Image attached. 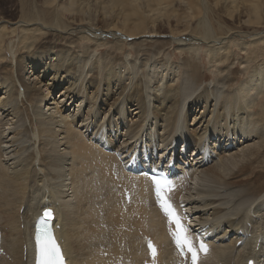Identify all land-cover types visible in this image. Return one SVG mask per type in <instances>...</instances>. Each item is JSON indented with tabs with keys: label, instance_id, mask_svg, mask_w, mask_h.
Here are the masks:
<instances>
[{
	"label": "bare ground",
	"instance_id": "1",
	"mask_svg": "<svg viewBox=\"0 0 264 264\" xmlns=\"http://www.w3.org/2000/svg\"><path fill=\"white\" fill-rule=\"evenodd\" d=\"M83 3L86 11L81 10ZM182 4L184 6H181ZM6 6H11L15 12L18 8L16 18H19L17 22L23 24L22 26L10 22L13 20L10 17L13 16L4 15L3 8ZM0 10L2 13L0 19L4 20L0 22V91H5L0 100V116L17 117L16 122L19 125L15 126L13 131L14 136L21 141L20 144H16V147H19L18 169L10 170L4 167L0 160V247L4 252V257H0V264H33L34 248L31 243H33L34 224L37 218L42 216L44 209L50 210L53 215L54 229L51 231L54 238L59 241L68 264H80L73 256L74 253L80 254L83 258L86 256V259H83L84 264H142L147 259L145 237H150L157 247L158 264H181L171 250L167 221L160 215L150 196L149 181L141 176L130 175L131 171L124 175L126 167L117 162L115 154H108L102 149L104 147L118 149L117 140L111 138L113 132L110 134L106 128L107 126L110 128L114 121L108 119L105 127L96 130L100 136L96 143L99 144L97 147L73 131V120L70 121L66 116L62 118L60 111L54 119L45 111V106L49 104V98L56 89L54 84L58 83V79H52L53 83H49L48 78L52 72L56 71L55 74H63L66 78L71 77L67 81L70 83L68 89L77 83L81 86L80 83L84 80V71L90 62L87 58L79 60L76 75L73 60H68L66 64L61 63L58 67L50 64V60L48 64L46 63L48 57L64 60L72 56L69 48L66 49V53L62 50L56 52L53 50L60 46L57 43L58 39L59 42H68L73 46L70 40L72 31L68 32L74 24L79 25L78 34L83 33L79 40L93 44L92 51L105 48L110 38L116 42L110 46L114 53L109 57L112 62L106 65L102 63L104 70L93 73L96 75V86L92 89L95 91L92 96H96L97 99L100 86L102 97L105 96V99L114 94L115 101L110 104V108L113 107L112 112L118 117L124 109L122 103L115 106L118 100L124 97L127 107L131 106L133 100L137 103L133 104L136 108L132 112L135 113L130 118L132 122L135 117L134 122H137V127L131 130L130 126L125 132L129 135L132 145L134 144L132 154L136 150L135 158H138L137 160L131 158V163L127 167L133 174L140 166L152 170L158 169L166 175L171 174L175 187L171 194L175 197L184 192L181 199L187 201V207H191L196 203L193 201L195 199L192 200L190 197L194 184L203 183L202 186L206 185L205 188L210 183V177L215 176L220 179L221 174L230 172L226 179H222V185H225L224 192H231V196L235 197L234 210L225 213L222 208H215L212 210L214 221L198 225L200 229L202 226L219 228L222 234L217 239L222 238L225 243H229L226 245L230 246L227 252L220 250L219 247H212L211 243H215L214 238L217 234L215 236L210 234L209 238L214 239L209 242L210 252L202 256L199 264L217 262L233 264L234 261L235 264H245L250 257L255 260L256 256L252 255L253 253L243 256L241 249L255 245L258 247L257 254L260 253L258 251L260 248L264 251V218L261 215L264 203L259 201L264 194V164L262 166V162L258 164L250 162L245 166L240 165V158L234 155L244 150H238V154H225L214 159L222 152L230 154L227 150L236 138H243V142L250 139L259 140L256 153L249 155V158L255 157L254 161L257 159V154L260 155L261 160V152H264V128L261 129L259 126V122L264 123V36H259L260 30L264 31V0H0ZM16 26L19 27L20 34L17 36L14 54L18 57L17 67L20 70L15 76L14 68L10 67L11 61L9 64L2 61L5 60L3 51L5 53L10 51L6 41H10V36L17 33ZM62 32L65 36H61ZM152 36L168 37L146 41ZM247 36L253 37L249 41H244ZM50 37H57L50 42L53 50L48 46ZM120 39H126L127 42L134 41L130 45L134 53L142 48L143 55L149 56L144 62V69L140 71L141 75L149 76L150 72H154L152 65L154 63L149 60L154 58L153 55L164 53L167 46H174L176 43L175 50L183 55L182 65L174 69L165 67L164 72L159 73V77H154V73L151 74L150 79L154 77L150 84L152 94L161 92L160 97L156 95L153 97L158 106L152 102L150 96H143V91L138 88L139 85H136L137 80L134 86L132 85L134 89L126 94L128 89L126 86H131L135 80L138 74L137 66L141 61L137 62L138 57L129 60H121L118 57V52L128 46L126 40ZM139 39H145L144 46L137 41ZM209 44L212 46H207ZM199 50L201 53L205 51L208 53L209 64L217 66L218 69L220 64L224 66V71H221L224 72V76L211 88H202L204 75L193 59ZM84 53L90 56V53ZM28 55L34 67L44 62L41 76L36 78L35 75L40 72L34 68L28 71L29 77L21 75L24 72V59L26 60ZM242 56L245 57L244 61L241 60ZM74 57L72 56V59ZM234 62H237L247 74L245 81L236 89L233 88V84L238 82L239 72L233 66ZM116 68L119 70L118 73ZM121 69L126 71L123 74V81L118 79ZM177 76L181 77L177 79ZM65 77L63 76L62 80ZM117 83H122L125 87L120 90V86H115ZM31 84L34 86L31 87ZM161 85L164 87L162 88ZM90 87H92L91 82L88 84V89L91 90ZM196 88L202 89L197 91ZM63 89L59 94L65 96L68 89ZM21 91L24 100L32 108V117L29 115V119L33 122L31 128L25 127L23 118L26 112L29 114V110L24 107L22 100L18 102ZM78 95H75L77 99ZM42 96L46 98V100L43 98L44 103L39 101ZM49 106L50 104L47 107ZM215 106L218 107L214 111L211 108ZM92 108L90 106L91 110L86 118L92 115ZM4 110L5 113H2ZM201 110H203L202 116L199 115ZM190 112L191 117L192 113L196 114L195 123L192 124L187 123ZM97 113L96 109L93 115ZM127 113L130 115V109H127ZM201 121L204 127L191 129ZM57 123L63 125L62 130H59V127L55 131ZM118 125L115 123L110 130ZM159 129H162V133ZM144 133L147 134V142L139 137ZM250 133L255 136H251ZM3 136V132L0 131V144L5 143L2 142ZM27 138L29 141L34 140L33 145L37 143L38 151L36 146L33 150L25 149L23 144L26 143ZM59 140H63L62 145L69 151L70 157L60 159L55 157L52 160L53 153L57 152L55 148ZM214 142V149L209 150ZM192 143L195 149L191 155L192 162L180 163L179 161L183 159L178 160L173 157L178 150L181 151L182 157L187 156L188 152L190 155ZM206 149L210 156H206L205 164L200 166L203 162L200 156L206 154ZM1 151L0 148V158ZM147 153L149 158L146 156ZM152 153L161 156L159 165L158 162L155 163V159L154 162L150 159ZM24 154L26 156L20 159L19 157ZM167 154L171 158H167L164 163L163 159ZM33 163L39 166L36 171L30 170ZM172 163H177V167H173ZM210 164L212 165L207 167ZM260 166L262 168L258 169ZM168 168H171L169 172L166 171ZM175 171L181 172L178 179L175 175L180 173ZM248 171L246 179L240 182L239 174L245 175ZM196 172L201 173L199 179L193 177ZM193 178L196 183L192 182ZM36 181H41L42 185L37 187ZM112 184L118 186L117 192L120 193L116 199L114 198L116 192L109 189ZM234 189L237 190L230 191ZM126 191L129 201L125 198ZM213 193L218 194L209 191V194ZM70 194L73 196L72 202L66 200ZM99 199L104 201V208L94 210L95 202ZM216 203H219V200L211 198L204 207L193 208V212L198 211L197 214H201L199 213L201 209H208ZM22 207L25 212L19 214ZM192 215L194 217L196 213ZM254 215L256 217L260 215L263 220H259L263 222L253 232L252 226L257 222L255 220L253 223ZM56 221L59 227L55 224ZM21 224H24L23 228H20ZM222 225H227V228L224 229ZM115 232L118 233L117 236H114ZM240 232L253 236L259 234L260 238L252 239L253 243L248 239L242 241ZM237 241H241V246L238 248L235 246ZM102 252L107 253L106 258L103 257ZM230 254L234 261L227 260ZM6 256L12 258V263L5 261Z\"/></svg>",
	"mask_w": 264,
	"mask_h": 264
},
{
	"label": "rangeland",
	"instance_id": "2",
	"mask_svg": "<svg viewBox=\"0 0 264 264\" xmlns=\"http://www.w3.org/2000/svg\"><path fill=\"white\" fill-rule=\"evenodd\" d=\"M84 3L81 6V10L82 11H86ZM181 6H184V4H182ZM3 9H4L3 13H4L5 16H13V17H10V18H13V20L10 21V22L16 23L17 26H22L23 25V24H20V23L18 24V22H17V20L19 19V18H16L18 16V8H17L16 12H15L14 8H12L11 6H6ZM0 12H1V10H0ZM84 13H86V12H84ZM0 14H2V13H0ZM84 16H86V15H84ZM2 21H4V20L0 19V22H2ZM192 26L194 27V25H192ZM77 27H79V25L78 24H74L73 28H71V30H69V32H68V33H70L72 31L71 32V34H72L71 37L72 38L70 40L72 41L73 46L69 45L68 42H64V41L59 42L60 39H58L57 43L60 46H57L58 48L56 50H53V45L50 44V42L56 40L57 37H54V38L50 37L49 41H48V46L52 47V50L55 51V52L57 50L58 51L62 50L63 52L66 53V49L69 48L70 52H71V55L75 56L74 59H72V56L69 57L68 59H64V60H60V59L54 60L53 57H48V61H46V63L48 64L49 60H50V64L56 65V67H58L61 63H65L66 64L68 60H70V61L73 60L74 72H75V75H76L77 71H78L77 67H78L79 60L80 59L84 60V59L87 58V59H89L90 62H89V65L85 68L84 80L81 81V83H80L81 86L77 85L78 84L77 83L74 86H72L70 89H68V87L70 86V83H68L67 81L70 80L71 77L70 78H66L65 75H63V74L57 75V74H55L56 71L52 72L51 76L48 78L49 79V83L50 84L53 83V80H55V79H58L57 80L58 83L54 84L56 86V87L54 86V88H56V89L53 91V94L49 98L50 106L47 107L49 105V104H47L45 106V108H46L45 111L48 112L49 117H52L54 119H55V116H57L58 112L60 111V113L62 114V115L60 114V116L62 118L63 117L65 118V116H66V118L69 119L70 121L73 120L72 129H73L74 132L79 134L87 142L90 141L91 143H93V145L95 144L97 147H98L99 144H96V143L99 141V138H100V136H98L99 132L96 133L98 131V129H101V128L105 127V123L108 121V119H110V120L112 119V121H114V122L111 123L110 128L111 127L113 128V125L115 123H118L119 124L118 127H114V129L112 131L110 130L109 126L106 127L110 134L113 132L111 134V138L117 140L118 144H116V146L118 147V149H116V150L117 151L120 150V151H118V154L122 153V156H119L117 153H115V159H117V162L120 165H122L123 167H126V169L124 170V175L127 172L131 171L130 175L138 176V175L133 174L132 170L127 168L129 166V164L131 163V158L132 159L135 158L136 150H135L134 154H132V150H133V145L134 144L132 145V142L129 140V135L127 133H125V132L128 131V127L131 126V128H130L131 130L137 127V122H134L135 121V117L133 118V121L130 122L131 116H133L134 115L133 113H135V112H132V111L135 110V108H136V107H133L134 106L133 104L136 105L137 103L133 100V101H131V106L128 105V107H127V105L124 102L125 100H123L124 97L121 98L120 100H118V102H117V104L115 106H119L121 103L124 105L123 112H122L121 116L118 117V116H115L114 112H112L113 107L111 106L112 108H110V104L115 101L114 94H112L110 97L105 99V96L102 97V89H101L102 87L100 86L99 90L97 91V99H96V96H92L93 93H95V91H93L92 89L96 86V81H95L96 75H93V73H96L97 70H100V71L104 70L105 67L103 65H101L102 63H105V65H106V64H110L112 62L109 57H112L114 53L111 51L110 46H113L115 41L110 38L107 41V46L105 48H102L101 50H98V51L97 50L96 51H92L93 44H91L90 42H87L86 40H81V41L79 40V38L83 36L82 35L83 33L80 32V34H78L80 30H78ZM17 29H18L17 33L16 34H12L10 36L11 37L10 41L9 40L6 41V46H8L7 48L10 51L8 53H5V51H3L5 60L2 61L3 63H6V64H9V62L11 61L10 67L14 68V75L15 76L18 73V71L20 70V69L18 70V67H17L18 64H19L18 57L15 56V54H14L15 47H16L15 46L16 45V41L18 39L17 36H19L18 34H20L19 27H17ZM85 33H86V31H85ZM64 34L65 33L62 32L61 36H65ZM259 36H264V31L263 30H260ZM106 37L109 38L108 36H106ZM163 37L167 38L168 36H161L159 38H158V36H152V37H149V39L146 40V41H154V40L161 39ZM252 37L253 36H251V37L247 36L244 39V41H249V40L252 39ZM120 40L121 41H123V40L125 41L126 39H120ZM137 41L143 43V41H145V39H139ZM240 41H243V40H240ZM125 42H126V44L128 46H126L125 48L120 50L121 52H118L119 53L118 57L121 58V60H124V59H128V60L129 59H135V58L138 57L137 58V62L139 63L141 61V64H139L137 66L138 67V71H137L138 74L136 75L135 80L133 81V83H131V86H126V88H128L126 94L129 91H132L134 89V87H132V85L134 86V82L137 80L138 83L136 85H139L138 88H141V90L143 91V96L144 97L145 96H150V98L152 100H153V97L155 95L160 97V93L161 92H159L157 94L156 93L152 94L153 91L151 89V85L150 84L153 81V78L155 76L159 77V73L160 72H164L163 69H165V67H167L166 69H174L175 67H178V66L182 65L184 57H183L182 54L179 53V51L175 50L176 43H175L174 46L173 45H171L169 47L167 46L166 49L164 50V53H161L158 56H155V55L152 54L154 56V58L152 60H149V61H152L154 63V64H152L154 66V72H153L154 73V77L152 79H150L151 74H153L152 72L149 73V76L147 74H144V75L140 74V71L144 69V66H145L144 62H146L148 60L149 56L148 55H143V53L141 52L142 48L137 49L136 52L134 53L132 47L130 46L134 41L127 42V40H126ZM144 44H145V42L143 43V46H144ZM196 44H197V42H196ZM13 46H14V48H13ZM86 46H88V47H86ZM207 46H212V44H209ZM90 51H92V52L90 53ZM84 52L90 53V56H88ZM198 52L199 53H196V56L193 59H194V62L196 63V65L198 67H200V69L202 71V74L204 75L202 88H204V87H210L211 88L213 84H215L218 80H221V78L224 76V72H221V71H224V66L220 64L219 65V69H218L217 66H214V65H211V64L208 63L207 59H209L210 57L207 58L208 53L206 51L204 52L205 54L203 52L201 53V50H199ZM160 57H162V58H160ZM241 60L244 61L245 57L242 56ZM31 61H32V59L29 58V55L26 58V60L24 59V72L21 75L22 76L27 75L28 71H31L32 68H34L36 71L38 70L40 72L37 75H35L36 78H37V77L41 76L42 75L41 72L44 71V62H41L40 64H38L37 66L34 67L30 63ZM6 64H4V65H6ZM233 66L239 72L238 73V77H239L238 82L233 84V88L236 89L240 85V83L245 81V78L247 77V74H246L245 70L242 67H240L239 64H237V62H234ZM146 67L148 68V65ZM217 69H218V71H217ZM115 70L117 71V73L119 72V70L117 68ZM147 71H148V69H147ZM125 73H126V71L124 72V70L121 69L120 73H119L120 78H118V79H121L123 81L124 80L123 74H125ZM63 76L65 77L64 78L65 80L64 79L62 80ZM26 77H29V76L27 75ZM179 77H181V76H179ZM179 77L177 76V79ZM37 80L38 79H36V81ZM50 80H52V81H50ZM71 82L73 83V81H71ZM89 82H91V86H92V87H90L91 90L88 89ZM154 82H155V80H154ZM65 84H68V85L64 86ZM124 84H125V81H124ZM175 84L177 85V83H175ZM148 85H150L149 88H148ZM33 86H34V84H31V87H33ZM115 86H120L121 87L120 90H122L125 87V85L123 86L122 83H117V84H115ZM161 87L163 88L164 85H161ZM63 88L68 89V93L65 96L62 95V94H59V93H61L64 90ZM52 89H53V87H52ZM85 89H86V91H85ZM145 89H146V91L144 92ZM196 89H197V91L201 90L200 88H196ZM4 92H5L4 90L0 91V100L2 98L1 96L4 95L3 94ZM114 92H115V90L113 91V93ZM69 94H71V95H69ZM76 94H79L77 96L78 99L75 96ZM91 97L94 98V99L92 100ZM120 97H122V96H120ZM43 98H44V96H42L39 99V101L42 102V103H44V99L46 100V98H44V99ZM21 100L24 103V107H26L29 110V114H28V112L25 111L26 114H24V116H23L24 121H25V125H26V126L25 125L24 126L27 127V128H31L33 122L29 119V115L30 116L32 115V108H31V105L27 101L24 100L23 91L20 92V95H19V98H18V102H20ZM94 100H95V103H94ZM99 102H100V104H99ZM152 102H154V104L157 105V102H155L154 100ZM89 105L93 107L92 108V112H91L92 115L90 117L86 118V115L91 110ZM212 105H214V102H212ZM259 105H260V102L258 103V106ZM217 107L218 106H215L214 108H211V109L215 111L217 109ZM40 108H41V106H40ZM160 108H158V109H160ZM96 109L98 110V113L94 116L93 113H94V111L96 112ZM127 109L128 110L130 109V115L127 113ZM5 111L6 110H4L2 113H5ZM105 111H107V114H105ZM150 111H151V108H150ZM202 111L203 110L199 111V115L200 116H202ZM197 112L198 111H196V113ZM49 113H51V114H49ZM101 113H103V114L101 115ZM161 113H163V112H161ZM192 115L193 116L191 117V112H190V115L187 118V123L188 124H192L194 122V117H195L196 114L192 113ZM251 116L254 117L252 114H251ZM203 118H205V117H203ZM0 119H2L0 121V131H2L3 135H4L3 136L4 139H2V142H5V143L0 144V148L2 150L1 151L2 155H1L0 160L4 164V167L9 168L10 170H15V169L19 168V166H18L19 160H18V155H17V150H18L19 147L17 148L16 144L17 145L20 144L21 141L19 140L18 137L16 138L14 136L13 128H15V126L19 125V123L16 122L17 117H15V116H3V117L0 116ZM201 124H202V126H201ZM56 126L57 127L55 128V131L58 130L59 127H60L59 130L63 129V127H62L63 125L60 124V123L59 124L57 123ZM204 126H205L204 123H202V121H201V123L195 124L194 127L192 126L193 128L191 127V129H196V128H200L201 129V127H204ZM259 126H261V129H263L264 128V123L263 122H259ZM159 132L162 133V129H159ZM141 135H143V136H141ZM250 135L251 136H255V134H253V133H250ZM146 136H147L146 133L139 135V137H141L143 141L147 142ZM26 137H28V135H26ZM156 140H157V138H156ZM139 141H141V140H139ZM157 142H158V140H157ZM258 142H259L258 139H255V140H251L250 139V140H248L246 142H243V138H236V139H234L231 142L232 145L227 150V152H229L230 154L222 152L219 155L215 156L214 159L219 158V157H221L222 155H225V154H227V155L238 154L239 153L238 150H244V152H241L238 155H234L235 157H239L240 158V165L245 166V165H248L250 162H253L255 164H258L259 162H262V166H263V164H264L263 163L264 162V152L263 153L261 152V154H262L261 160H260V155L259 154H257V156H256L257 157L256 161H254L255 157L249 158V155H251L253 153H256L257 143ZM33 143H34V140H30L29 141V139L27 138L26 139V143H24L23 146L25 147V149H30V150H33V148L36 146V151H38L37 143H35L36 145H33ZM62 143H63V140H59V142L57 141L56 148H55V150L57 152L53 153L52 160H54L55 157H57L59 159L63 158V157H65V158L70 157L69 151L62 145ZM135 143L137 144L138 140ZM228 143L230 144V142H228ZM158 145H160V144L158 143ZM191 145L192 146L190 147V150H189L190 151V155H189V152H188L187 156L184 155V157H182L181 156V154H182L181 151L178 150V151H176L175 155H173V157L174 158H178V160L179 159H183V160L179 161L180 163H182V161L192 162V156L191 155L193 154L195 149L193 147L194 143H192ZM214 145H215V142L213 143V146L210 147L209 150H213L214 149ZM233 145H235V146H233ZM102 149H104L109 154H111L110 152H113L111 149H107L106 147H104ZM122 149H123V151L121 152ZM246 152H250V153L247 154ZM211 154L214 155L213 153H211ZM58 155H61V156H58ZM147 155H149V153H147L146 156ZM167 155H166V158L164 157V159H163L164 163H165V161H167V158L168 159L171 158L169 154H167ZM25 156L26 155L24 154V155L20 156L19 158L23 159ZM151 156H153V157L156 156V158L155 157L153 158V162H154V159H155V163L157 164V162H158L157 165H159V159L161 158V156L160 155H156L154 153H152ZM151 156H150V159H151ZM206 156H210V153H209V151L207 149H206V154H203V155L200 156L203 159V162L200 164V166L205 164ZM194 157H196L195 153H194ZM187 158H188V160H187ZM135 159L137 160L138 158L136 157ZM198 162H200V161H198ZM176 164L177 163H172V166L173 167H177ZM206 164H207V162H206ZM212 164L207 165V167H210ZM142 165H143V163H142ZM197 166H199V165H197ZM38 167L39 166L37 165V163H35V164L33 163L30 166V170H32V171L35 170L36 171V169ZM237 167L239 168L240 166H237ZM261 168L262 167L260 166V168H258V169H261ZM198 171H200V170H198ZM177 172H179L180 174L179 175L178 174L175 175V176H177L176 179H178V177L181 175L180 171H177ZM177 172L175 171V173H177ZM252 172L254 174H258L255 171H252ZM248 173H249V171L245 175L239 174V181L240 182L244 181L246 179V175ZM200 174L201 173L196 172L193 177L194 178H198L200 176ZM229 174H230V172H225L224 174H221V178L220 179L216 178L215 176L213 178L210 177L209 178L210 179L209 180L210 183L207 185L208 187H205V188H204V186H206V185L202 186L203 183H200V182L197 185H195L194 183H196V182H195L194 178L192 179V182H194L193 184L195 186V187L192 186V188L195 191L193 189L190 191V193H191L190 197H191L192 200L194 198L195 200H193V201L196 202V203L194 205H191V207H188L187 209H188L189 212H192L194 214L196 213V216H194V217H193V215L189 216L190 217V223H196V224L200 225L201 223L213 222L214 221V218H213L214 216L212 215L213 214L212 210L215 209V208H222V210L225 213H229L232 210H234L235 197L231 196V192H224L225 191V185H222V179H226ZM172 181H174V180H172ZM35 184L37 185V187H40L42 185V182L41 181H36ZM218 188H222V190H218ZM109 189H111L112 192L113 191L116 192V194H114V198L115 199L120 195V193L117 192L118 186L112 184L109 187ZM235 190H237V189L230 190V191H234L235 192ZM196 191H198V192H196ZM209 191H210V193L211 192H218V194H216V193L209 194ZM199 192H201V193H199ZM204 192H206L207 194L204 193ZM195 194H197L198 196L197 195L195 196ZM184 197H185V195H184ZM211 198H213L216 201L219 200V203H216L215 206H212V207H210L208 209H201V211L199 212L201 214H197L198 211L193 212V208H199L200 209V208L204 207L205 204L207 203V201L210 200ZM66 200H70L72 202L73 201V196L71 194L68 195ZM259 201L261 203H264V194L259 198ZM220 203H221V205H220ZM104 205H105L104 201L99 199V200H97L95 202L94 210H102L104 208ZM252 207L253 206L251 205V208ZM189 208H191V209H189ZM22 209H23V207L19 210V214L20 213L22 214V212L24 211V209L23 210ZM262 209H263V212H262L261 215H262V218H264V207H262ZM202 214H204V215H202ZM20 216H22V215H20ZM259 219L263 220V219H261L260 215L257 216V217H256V215H254L253 223L256 220L257 222H255V223H258V224L255 225V223H254V225L252 226L253 227L252 228L253 232H254V229L256 227H258V226L260 227V225H262V222L264 221L263 220V221L260 222ZM193 220L195 222H193ZM55 224L57 225V227L60 226L58 221H56ZM22 225L24 226V224H21L20 228H23ZM223 226L224 225H222V227ZM225 226H224V229L227 228V225H225ZM51 229H54V228L52 227ZM226 231H228V229ZM206 233H209L212 236H215L217 234L216 238H214V239H216V241H215V243H211V246L212 247H219L220 250L227 252V248L230 245H226L227 242L226 243L223 242L222 238L217 239L222 234V231L219 228L216 229L215 227H212V228L211 227L210 228L206 227ZM117 235H118V233L115 232L114 236H117ZM232 235H234V234H232ZM250 236L253 237V238L250 237V238H248V240L252 241V243H253L252 239L255 238V240H256V238H258V239L260 238L259 234H255V236H253V234H250ZM217 240L220 241V242L222 240L223 243H220L221 246H219V243H217ZM230 241H231V239H230ZM227 244H229V243H227ZM224 245H226V246H224ZM238 247H240V246H238ZM257 249H258L257 246L251 245V247H249L247 249H241L240 251H242L243 256H249V255H251V253L254 254V252L256 253V256H257ZM94 251H96V250H94ZM258 251L259 252L261 251L260 253L264 254V251L261 248ZM231 255L232 254H230V256H229V258L227 260H233ZM73 256L76 257L78 263L84 264V260L83 259H86V256H85V258H83V256H81L80 254H77V253H74ZM104 258H106V257H104ZM5 261L12 263V258L6 256L5 257ZM23 262H24V260H23ZM217 263H219V262H217ZM233 264H235V261H234Z\"/></svg>",
	"mask_w": 264,
	"mask_h": 264
},
{
	"label": "snow or ice",
	"instance_id": "3",
	"mask_svg": "<svg viewBox=\"0 0 264 264\" xmlns=\"http://www.w3.org/2000/svg\"><path fill=\"white\" fill-rule=\"evenodd\" d=\"M154 184L159 207L167 217L169 225H174V229L170 234L173 237L177 250L182 256L185 254L189 255L191 264H198L200 255L206 254L208 251L207 245L202 241L196 242L193 240L188 228L183 224L182 218L170 202L168 193L172 191L173 185L159 179H155ZM51 217V211L45 210L43 217L36 226L37 264H64L61 250L47 228ZM148 248L153 261H155L157 253L150 241L148 242Z\"/></svg>",
	"mask_w": 264,
	"mask_h": 264
}]
</instances>
